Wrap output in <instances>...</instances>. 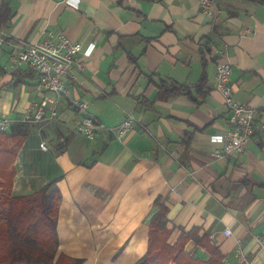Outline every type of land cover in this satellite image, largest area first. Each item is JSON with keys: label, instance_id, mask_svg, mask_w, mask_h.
<instances>
[{"label": "crops", "instance_id": "obj_1", "mask_svg": "<svg viewBox=\"0 0 264 264\" xmlns=\"http://www.w3.org/2000/svg\"><path fill=\"white\" fill-rule=\"evenodd\" d=\"M60 34L90 48L79 56L73 97L105 128L88 140L81 113L63 98L56 119L29 123L17 153L15 194L51 181L61 194L58 253L82 264H140L161 198L172 244L181 228L200 227L225 264H241V249L249 264H264L256 240L264 234V0H217L213 14L199 0H0V119L16 121L40 100V74L18 64L20 46ZM219 61L232 64L235 99L256 110L245 150L221 157L212 136L229 128V110L215 87ZM161 80L186 84L200 103L159 97ZM129 117L119 140L112 129ZM185 250L210 257L194 240Z\"/></svg>", "mask_w": 264, "mask_h": 264}, {"label": "trees", "instance_id": "obj_2", "mask_svg": "<svg viewBox=\"0 0 264 264\" xmlns=\"http://www.w3.org/2000/svg\"><path fill=\"white\" fill-rule=\"evenodd\" d=\"M166 80L158 83L159 97L187 95L200 103L186 84ZM207 77L203 75L196 86L199 96L204 95ZM30 124L22 120L12 123L11 132L0 133V264H82L83 260L58 253V208L61 194L54 181L30 194L14 193L17 174V153L29 135ZM158 211L150 222L149 249L140 264H225V257L208 234L200 227L181 234L175 243L169 242L168 207L157 198ZM194 240L205 249L207 260L186 252L185 245Z\"/></svg>", "mask_w": 264, "mask_h": 264}, {"label": "built area", "instance_id": "obj_3", "mask_svg": "<svg viewBox=\"0 0 264 264\" xmlns=\"http://www.w3.org/2000/svg\"><path fill=\"white\" fill-rule=\"evenodd\" d=\"M66 1L75 7L79 3V0ZM216 2L217 0H199L201 9L207 14L214 13ZM4 43L5 39L0 36V54ZM83 46V42L75 41L65 34H60L57 38L46 36L20 46L18 64H25L40 74L37 88L40 100L21 117V120L30 123L48 122L58 116L62 99L69 98L74 108L81 113L80 131L88 140L95 139L98 131L105 128L97 116L88 110L87 101L73 97L72 84L77 82V70H83L85 66L79 56L90 51V48L84 50ZM232 75L233 68L229 61L217 63L215 87L223 95L229 110V128L224 133L212 136V141L219 144L215 151L217 157L243 152L254 133L256 110L235 99ZM133 121L132 117L126 118L119 126L113 128L112 132L121 140L133 127ZM12 123V119H0V132H8ZM41 147L47 149L44 142ZM226 233L230 235L231 230L227 228ZM256 240L264 249V234L257 235ZM239 255L241 264H249L243 249L239 251Z\"/></svg>", "mask_w": 264, "mask_h": 264}, {"label": "rangeland", "instance_id": "obj_4", "mask_svg": "<svg viewBox=\"0 0 264 264\" xmlns=\"http://www.w3.org/2000/svg\"><path fill=\"white\" fill-rule=\"evenodd\" d=\"M169 84V86H170V83H168ZM58 116H59V109H58ZM57 116V117H58ZM57 117H55L54 119H56ZM54 119H52V120H49L48 122H51V121H53ZM18 120H21V118H19ZM23 121V120H22ZM26 122V121H25ZM48 122H44V123H48ZM30 123V122H29ZM12 126V125H11ZM9 132V131H8ZM1 133V132H0ZM94 140V139H93Z\"/></svg>", "mask_w": 264, "mask_h": 264}]
</instances>
